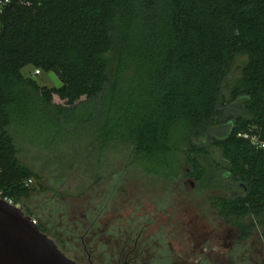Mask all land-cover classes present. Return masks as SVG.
Returning a JSON list of instances; mask_svg holds the SVG:
<instances>
[{
    "label": "trees",
    "instance_id": "1",
    "mask_svg": "<svg viewBox=\"0 0 264 264\" xmlns=\"http://www.w3.org/2000/svg\"><path fill=\"white\" fill-rule=\"evenodd\" d=\"M28 66L62 86L41 87ZM87 126L101 147L129 146L153 175L215 188L218 214L264 240V0H9L0 13L2 197L21 205L33 192L25 182L39 179L13 129L73 138Z\"/></svg>",
    "mask_w": 264,
    "mask_h": 264
},
{
    "label": "rangeland",
    "instance_id": "2",
    "mask_svg": "<svg viewBox=\"0 0 264 264\" xmlns=\"http://www.w3.org/2000/svg\"><path fill=\"white\" fill-rule=\"evenodd\" d=\"M246 63L247 58L236 61L230 83H235ZM35 71V67L28 66L23 74L33 78L41 87L52 89L62 86L55 73L41 70V75H35ZM56 100L59 101L58 98ZM92 108L90 105L81 109L86 114L85 118ZM101 110V122H104L107 108L102 106ZM93 120L91 126L96 123ZM13 130L11 134L16 139L20 160L39 177L38 180L33 178V192L21 195L18 203L25 206L42 225L44 220H58L64 214L80 223L83 216L92 220L98 215L103 218L105 227L109 226L113 231L120 226L118 229L125 232L128 220L133 217L145 218L156 214L160 225L165 228L181 230L183 224L184 233L194 230L190 233L193 236L202 235L204 231L208 234L212 230L209 199L216 193L220 195L215 188L200 189L199 183L192 178L182 180L181 184L180 180L174 183L163 176L153 175L137 161L129 146L101 147L100 139L88 126L82 136L73 135V138H68L66 131L61 134L63 136H57L56 130L49 133H31L22 128ZM87 138L90 143L98 145L96 149L85 143L82 145ZM215 156L218 157L217 154ZM221 217L217 215V234L221 229L218 224L223 225ZM170 220H173L171 226ZM227 228L228 225L222 226L224 230ZM195 229L199 233H195ZM262 240L261 230L257 229L249 244L253 260L258 264L264 262ZM174 243V248L187 259L189 253L185 247Z\"/></svg>",
    "mask_w": 264,
    "mask_h": 264
},
{
    "label": "flooded vegetation",
    "instance_id": "3",
    "mask_svg": "<svg viewBox=\"0 0 264 264\" xmlns=\"http://www.w3.org/2000/svg\"><path fill=\"white\" fill-rule=\"evenodd\" d=\"M18 206L62 253L77 264H258L253 260L249 246L252 237H243L240 230L233 228L222 217L223 225L218 224L221 229L217 234L218 212L213 198L209 199L212 230L199 236L190 234L194 230L184 233L183 224L181 230L165 228L160 225L156 214L145 218L133 217L128 220L125 232L118 229L120 226L113 231L109 226L106 228L103 218L98 215L92 220L83 216L80 223L64 214L58 220H44L42 225L25 206ZM84 221L88 223L84 224ZM227 225L229 228L222 229ZM195 233H199L198 229ZM174 242L185 247L189 253L187 259L179 249L174 248ZM261 242L264 245V240Z\"/></svg>",
    "mask_w": 264,
    "mask_h": 264
},
{
    "label": "water",
    "instance_id": "4",
    "mask_svg": "<svg viewBox=\"0 0 264 264\" xmlns=\"http://www.w3.org/2000/svg\"><path fill=\"white\" fill-rule=\"evenodd\" d=\"M0 264H77L18 206L0 198Z\"/></svg>",
    "mask_w": 264,
    "mask_h": 264
},
{
    "label": "built area",
    "instance_id": "5",
    "mask_svg": "<svg viewBox=\"0 0 264 264\" xmlns=\"http://www.w3.org/2000/svg\"><path fill=\"white\" fill-rule=\"evenodd\" d=\"M8 4H9V0H5V1H2V0H1V1H0V13L3 12L4 7L7 6ZM40 74H41L40 71H38V70L35 71V75H40ZM262 147H264V145H263ZM33 183H34L33 179H29V180H27V181L25 182V185H26V187H31V186L33 185ZM0 198L5 199L6 201H8V202L11 203V204H14V202H13L12 200L7 199V198H3L1 192H0ZM14 205H16V204H14ZM16 206H18V205H16ZM18 207H19V206H18Z\"/></svg>",
    "mask_w": 264,
    "mask_h": 264
},
{
    "label": "crops",
    "instance_id": "6",
    "mask_svg": "<svg viewBox=\"0 0 264 264\" xmlns=\"http://www.w3.org/2000/svg\"><path fill=\"white\" fill-rule=\"evenodd\" d=\"M41 75V74H40ZM49 89H51V88H49ZM53 89V88H52ZM56 98H58V97H54V102L56 103V104H58V105H64V103L62 102V101H58V100H56ZM59 99V98H58ZM93 138V137H92ZM67 141V140H66ZM85 143V145H87V146H89V147H91L92 146V149L94 150V149H96V147L98 146L97 144H94V143H90V141H89V139L87 138V140H85L83 143H82V145Z\"/></svg>",
    "mask_w": 264,
    "mask_h": 264
}]
</instances>
